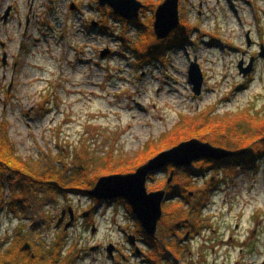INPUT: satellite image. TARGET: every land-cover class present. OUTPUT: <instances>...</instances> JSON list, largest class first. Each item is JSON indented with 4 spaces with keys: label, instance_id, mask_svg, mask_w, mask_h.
Masks as SVG:
<instances>
[{
    "label": "rangeland",
    "instance_id": "obj_1",
    "mask_svg": "<svg viewBox=\"0 0 264 264\" xmlns=\"http://www.w3.org/2000/svg\"><path fill=\"white\" fill-rule=\"evenodd\" d=\"M138 1L144 5L138 20L153 27L165 0ZM98 6L99 0H0V123H9L19 157L44 170L63 164L67 175L80 169L89 181L80 186L93 189L99 178L137 163L149 145L163 147L158 142L184 118L206 113L220 122L223 134H189L185 141L264 150V0H180V26L189 35L182 46L166 52L165 64L140 60L150 44L162 41L155 35L142 39L135 27L106 18ZM104 52L108 55L102 57ZM195 60L204 75L200 96L189 83ZM251 61L253 71L244 77L239 64L246 68ZM243 113L258 120L238 122L237 132L244 137L230 139L235 128L221 120L248 119ZM213 163H193L196 174L183 190L189 200L176 189V175L169 184L177 171L173 167L148 180L149 192L162 186L173 191L163 206L170 214L151 238L154 245L139 240L125 204L97 208L87 194L69 190L55 198L43 196L27 212L6 214V209L0 244L8 248L22 226L37 245L38 240L53 245L67 234L60 264H263L264 167L231 170L223 162L217 170ZM5 190L8 200L17 198ZM207 199L192 215L191 209ZM70 210L74 222L67 229ZM131 237L136 238L133 248ZM96 247L103 250L93 251Z\"/></svg>",
    "mask_w": 264,
    "mask_h": 264
},
{
    "label": "trees",
    "instance_id": "obj_2",
    "mask_svg": "<svg viewBox=\"0 0 264 264\" xmlns=\"http://www.w3.org/2000/svg\"><path fill=\"white\" fill-rule=\"evenodd\" d=\"M149 5V2L147 3ZM149 8V6H148ZM102 14L106 18H112L115 22L122 23L124 27H130L133 26L137 29L138 35H141L143 38L147 41H151L152 39H155V31L154 26L152 27L150 25H147L146 22H142L139 20L128 22L117 15L113 13L111 9H108L107 11L103 9L102 7L98 8ZM153 21V20H152ZM106 29L103 28L102 32L103 34H106ZM186 35H189L187 33L186 27L181 25L177 31H175L170 38H168L165 41H162L158 44L157 47L151 46V44L148 46L146 52L147 54L140 57V60L142 62H149L148 59H151L153 61L162 62L164 64V57L166 52L174 46H182L185 42ZM146 41V42H147ZM173 46V47H172ZM136 47H133L134 53L136 52ZM205 117H194L190 119H183L185 122L184 124L180 123L176 127V129L164 136L162 140L158 143H160L163 147H155L153 144L149 145V150L146 153L141 154L138 159L137 163L134 165L126 166V171H119L116 172V174H128L135 172L136 169L143 163L147 162L148 160L152 159L159 153L173 148L174 146L179 145L180 143L184 142L185 140L189 139L191 137H199L203 138L211 132H217L218 135H222L223 133L220 131L221 128H219L220 122H212L210 120L209 113L204 114ZM243 115L244 117L248 119H244L243 117L240 120L239 118L236 119H229V120H221V123L229 128H235V134L230 139L236 138L235 140L238 141L239 138H242L244 136L240 135L237 131V124L238 122H241L243 120L248 121L249 119H253L255 121L258 120V118L254 117L253 115L249 113H243L240 114V116ZM237 117V116H236ZM207 118V119H206ZM226 119V118H225ZM194 120H198L196 124H194ZM264 120V118H263ZM186 128L185 130H183ZM10 131H9V123L7 121H3L0 123V234L2 232L1 229V220H2V214L6 209V214L8 211H10V214H15V212H27L28 211V205L30 203L35 204V202H41L42 203V197L45 195H49L50 197H57V195H60L62 193H66L68 190L74 193L78 194H87V191L90 190L92 187H81L80 185L88 184L87 177L80 172L79 174L75 173L72 175L68 174V168L61 164L60 169H57L55 167H48L46 170L39 167L38 164L28 162L27 160H24L23 158L19 157L15 148V145L12 143L10 138ZM212 134V133H211ZM233 155L224 161L221 162H215L213 165L218 170V167L223 164V162H227V165L231 166V170L234 168H250V165H256V162L260 160V163L264 165V150H253V149H236L233 150ZM125 165V164H124ZM241 165V166H240ZM188 173H187V172ZM180 169L176 172L177 179L175 180V186L176 189L179 188V192L183 194L182 199L183 200H189L188 195L183 191L185 187L190 188L191 182H192V175L196 174L195 171H193L191 168L187 170ZM114 174V173H109ZM184 176L186 179L185 181L179 180V177ZM100 179V178H99ZM98 179V180H99ZM97 183V182H96ZM95 183V184H96ZM94 184V185H95ZM9 188L10 192L14 193V195H17V198L7 199L6 196V188ZM174 187V186H173ZM167 188L168 193L173 192L171 188H168V186L160 187V188H153V190H163ZM15 199L17 200L16 202ZM208 202L207 200L198 202L192 209L191 214H195L196 212H199V208L204 204ZM119 203L125 204L124 200H121ZM127 206V205H126ZM32 207V206H31ZM129 212L131 213V208L128 207ZM9 214V213H8ZM170 212L168 211V208L165 207L164 209V218L167 219ZM197 214V213H196ZM195 214V215H196ZM137 229H139V235L143 234L147 237L151 245H154V240L149 238L144 231L142 230V227L140 224H137ZM37 227H35L36 229ZM175 228L174 226L171 228ZM18 233L14 239V241L11 243V245L3 249L4 244H0V264H60L61 261V252H63V248L65 245L67 246V234H63L61 236H58V242L54 243L53 245H46L42 240L39 241V245H37L34 241H32L30 238H26V234H24L22 226H19ZM141 233V234H140ZM34 235L37 233H33ZM142 236V235H141ZM66 240V242H65ZM28 242H31V249L28 250L26 248V244ZM52 244V242H51ZM149 244V245H150ZM177 249V248H176ZM163 260H165V255L161 256Z\"/></svg>",
    "mask_w": 264,
    "mask_h": 264
},
{
    "label": "water",
    "instance_id": "obj_3",
    "mask_svg": "<svg viewBox=\"0 0 264 264\" xmlns=\"http://www.w3.org/2000/svg\"><path fill=\"white\" fill-rule=\"evenodd\" d=\"M102 7H110L114 14L127 20L133 21L139 18L141 9L144 8L138 0H99ZM180 0H165L161 4L155 14L154 31L158 40H166L180 25ZM10 15V9L5 15V19ZM108 55L104 52L102 57ZM264 56V53L262 54ZM7 56H4V65L6 64ZM244 63L239 64L240 74L244 77L251 74L253 70V61L246 68ZM189 83L193 86V91L196 96L202 94L204 85L203 72L195 60L191 63L189 70ZM233 155V152L223 148H216L210 143H204L198 139L182 142L172 149L163 151L156 157L150 159L146 164L140 166L135 172L129 174H113L101 177L96 186L88 191L87 195L100 202L114 203L118 200L127 202L132 210V219L140 224L144 232L149 237H155L158 231V226L163 218V206L165 203L172 200L167 191L149 192L147 185L148 180L155 175L165 174L169 167L175 170L182 168H190L194 162L200 160H225ZM176 174L172 172L169 184L173 181ZM65 213H63L64 215ZM71 221L67 225V229L74 222V215L70 210ZM89 213L86 214L88 216ZM62 217L57 225V228L63 223ZM131 244H135V238H130ZM28 250L31 249L29 244L26 245ZM114 247L108 248V253L112 254ZM140 253V250H137Z\"/></svg>",
    "mask_w": 264,
    "mask_h": 264
},
{
    "label": "flooded vegetation",
    "instance_id": "obj_4",
    "mask_svg": "<svg viewBox=\"0 0 264 264\" xmlns=\"http://www.w3.org/2000/svg\"><path fill=\"white\" fill-rule=\"evenodd\" d=\"M213 164H214V163H213ZM140 237H142L143 240H146V241H145V242H146L145 244L149 245V244H148L149 242H147V238H146L145 236H143V235H142V236L139 235V240L141 241ZM92 250H93V251H100V252H101L103 249H102V248H99V247H96V248H93ZM142 254H143V253H142ZM161 256H163V255H161ZM115 259H116V258H115L114 256H112V258H110V260H112V261H114ZM263 264H264V263H263Z\"/></svg>",
    "mask_w": 264,
    "mask_h": 264
},
{
    "label": "bare ground",
    "instance_id": "obj_5",
    "mask_svg": "<svg viewBox=\"0 0 264 264\" xmlns=\"http://www.w3.org/2000/svg\"><path fill=\"white\" fill-rule=\"evenodd\" d=\"M99 7H102V6H99ZM96 10L100 11L99 9H96ZM200 161H202V160H200ZM197 162H199V161H197Z\"/></svg>",
    "mask_w": 264,
    "mask_h": 264
}]
</instances>
